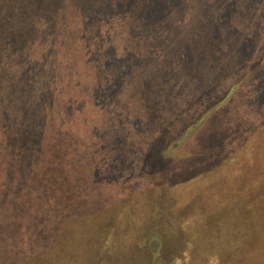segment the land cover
Segmentation results:
<instances>
[{
	"label": "rangeland",
	"instance_id": "rangeland-1",
	"mask_svg": "<svg viewBox=\"0 0 264 264\" xmlns=\"http://www.w3.org/2000/svg\"><path fill=\"white\" fill-rule=\"evenodd\" d=\"M0 264H264V0H0Z\"/></svg>",
	"mask_w": 264,
	"mask_h": 264
},
{
	"label": "trees",
	"instance_id": "trees-1",
	"mask_svg": "<svg viewBox=\"0 0 264 264\" xmlns=\"http://www.w3.org/2000/svg\"><path fill=\"white\" fill-rule=\"evenodd\" d=\"M153 240L158 242V241H159V238H158V237H156V238H155V239H153Z\"/></svg>",
	"mask_w": 264,
	"mask_h": 264
}]
</instances>
